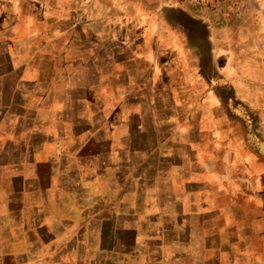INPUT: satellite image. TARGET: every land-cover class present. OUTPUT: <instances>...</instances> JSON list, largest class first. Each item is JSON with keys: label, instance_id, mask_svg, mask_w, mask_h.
<instances>
[{"label": "crops", "instance_id": "obj_1", "mask_svg": "<svg viewBox=\"0 0 264 264\" xmlns=\"http://www.w3.org/2000/svg\"><path fill=\"white\" fill-rule=\"evenodd\" d=\"M164 3L5 0L53 78L0 105V264H264V0L228 23ZM132 156L157 166L129 201Z\"/></svg>", "mask_w": 264, "mask_h": 264}, {"label": "rangeland", "instance_id": "obj_2", "mask_svg": "<svg viewBox=\"0 0 264 264\" xmlns=\"http://www.w3.org/2000/svg\"><path fill=\"white\" fill-rule=\"evenodd\" d=\"M164 4H168L167 0H164ZM0 8H5V0H0ZM4 10V9H3ZM0 12H4L1 11ZM126 14H124L125 16ZM4 16V17H2ZM5 15L0 13V105H4L5 103L9 101H17L20 100L23 96L22 92L24 89L27 91V87L23 85H29L28 78H33L35 80L44 81L45 79H49V77L53 78V62L44 59L43 57H34V55L27 54L24 58H21V55L26 52V47L24 42L19 41L17 43H14V40H19L15 38V35L12 34L11 28H8V24L11 22L9 21V18H6ZM123 16V14H122ZM110 18L111 20H118L121 18V14L119 15L118 12H113L110 7ZM126 18V17H125ZM142 18V17H141ZM140 18V19H141ZM48 26V25H47ZM56 30L55 26L50 25V29H46V36L48 38L45 39V41L41 42L39 44L40 52H43L46 50V52L50 53L54 51L57 47V42L53 39L56 37ZM102 62H97L98 70L94 71V77L93 82L94 84H101V71H102ZM22 88V89H21ZM22 94V95H21ZM225 95V94H224ZM226 96V95H225ZM127 104V108H124L123 113L124 115L128 117H137L141 116L144 119H150L157 113H163L164 115L166 113V110H160L157 112L155 109H151L145 107L143 109V112L141 115L137 113L136 109L133 108L132 104ZM99 104H95V108L93 112L95 115H97L96 107ZM5 112V110L1 109ZM115 115L119 116L117 113ZM122 116V115H121ZM99 119V118H98ZM112 122V121H111ZM148 124H150V121H147ZM148 125L147 127H150ZM133 127V126H132ZM106 126H104V129ZM114 128L112 125H110L106 130L104 131H113ZM157 166V157L153 156H132L127 157V200L132 201L134 196H136L137 191H135L133 182L134 180H139L142 178L147 179V177L150 175L151 171H155V167ZM131 207L130 205H127V209ZM118 223V222H115ZM134 221L132 219V216L127 214L126 218V224L130 225L133 224ZM143 233H149V232H143ZM126 244L127 245H133L135 244L133 237L130 236L125 237ZM142 245L146 244V242H141ZM139 244V243H137ZM147 254V253H145ZM149 258V259H148ZM146 258L150 260V256Z\"/></svg>", "mask_w": 264, "mask_h": 264}, {"label": "built area", "instance_id": "obj_3", "mask_svg": "<svg viewBox=\"0 0 264 264\" xmlns=\"http://www.w3.org/2000/svg\"><path fill=\"white\" fill-rule=\"evenodd\" d=\"M168 3H189L198 8H205L214 12L228 23L231 19L241 18L244 11L249 8L251 0H167Z\"/></svg>", "mask_w": 264, "mask_h": 264}]
</instances>
